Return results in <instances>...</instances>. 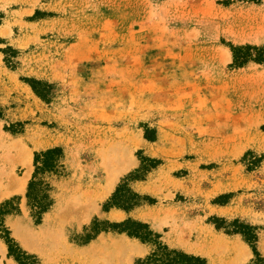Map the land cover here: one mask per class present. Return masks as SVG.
Returning <instances> with one entry per match:
<instances>
[{
	"label": "rangeland",
	"instance_id": "1",
	"mask_svg": "<svg viewBox=\"0 0 264 264\" xmlns=\"http://www.w3.org/2000/svg\"><path fill=\"white\" fill-rule=\"evenodd\" d=\"M0 19V207L16 211L0 221L27 257L43 264L42 252L54 245H111L118 233L88 229L128 220L114 222L104 212L125 182L156 202L142 200L135 210L156 206L160 227L130 218L171 250L207 264H252L243 237L213 224L239 220L258 229L264 259V64L236 68L232 53L264 49V0H0ZM26 79L41 82L40 90L52 85L51 103ZM53 148L63 149L64 169L39 180L52 187L54 202L42 224L54 225L36 238L43 227L32 217L28 187L35 153ZM112 150L129 155L130 169L106 196ZM141 157L162 164L144 181H131ZM25 174V190L7 193ZM20 216L29 223L21 233L38 249L6 223ZM145 246L147 254L128 251L121 263L145 260L154 249ZM89 254L84 264H97Z\"/></svg>",
	"mask_w": 264,
	"mask_h": 264
},
{
	"label": "trees",
	"instance_id": "2",
	"mask_svg": "<svg viewBox=\"0 0 264 264\" xmlns=\"http://www.w3.org/2000/svg\"><path fill=\"white\" fill-rule=\"evenodd\" d=\"M251 51H257L259 53V57L253 59L252 55L246 54ZM3 53L7 57L6 62H9L7 56L8 50H3ZM232 53L234 56L233 66L236 68H242L251 61L264 64V49L252 48L249 46L232 47ZM25 82L30 84L32 90L38 97L47 103H51L53 98L52 85L47 83L45 84L46 88L44 90H40L38 87L43 85L41 82L30 79H26ZM23 132V129H19L12 131V134H22ZM148 133L149 132L146 130L145 138L150 142H154L155 138L150 137ZM64 159L65 155L62 148H53L35 153V172L28 187L27 198L30 202V209L34 212L32 217L34 218L36 225L42 224L44 216L50 212L54 205L51 197L52 187L40 181L39 176L49 173L59 175L62 169H64ZM140 160L142 162V169L136 175L130 177L131 181H144L146 179V175H148L152 170L157 169L162 164L159 160L146 157H141ZM141 173L145 174V176L140 175ZM142 200L149 201V204L156 203L155 201H152V199L142 198L131 189L129 184L122 182V184L117 187L114 196L107 204L104 205V212L107 213L113 209H117L131 213L136 208L141 206ZM214 203L217 205L221 204L218 199ZM5 208V204L0 207V216L4 217L16 212L11 210L4 211ZM213 221L217 230H224L227 235H241L243 237L244 241L251 247L255 255V260L252 264H264V259L261 257L257 248L258 229L256 227L245 224L239 220L229 223L225 220L214 218ZM99 224H103L104 226L100 227ZM88 230L89 232L94 230L93 234L96 235L113 231L118 234H127L130 238L138 240L144 245L153 247L154 249L151 254L145 260L138 261V264H207V261L200 257L188 255L182 251L171 250L161 241V236L151 231L148 225L134 221L131 218L121 224L110 222L96 223ZM0 238H2L8 246L9 256L13 257L18 264H32L28 262L29 259H34V264H38V259L36 257H27V255L21 251L15 240L11 237V232L5 227L3 221H0ZM93 240L94 238L89 236L86 243Z\"/></svg>",
	"mask_w": 264,
	"mask_h": 264
},
{
	"label": "crops",
	"instance_id": "3",
	"mask_svg": "<svg viewBox=\"0 0 264 264\" xmlns=\"http://www.w3.org/2000/svg\"><path fill=\"white\" fill-rule=\"evenodd\" d=\"M155 208H156V206H153L152 208H150V207L149 208H140V209L134 210L131 213L125 212L123 210L114 209V210H111L110 212H107L105 214L108 218L114 220V222H123V221L129 219L130 217H132L136 220L148 223L152 227H154L155 230H158L160 227L159 226L160 221L157 220L156 218H154V216H153V210ZM47 215H49V214H47ZM9 220H12L11 222L16 226H20L21 229L29 228V223L25 219L24 216L8 217L6 220L7 224H9ZM46 224H47V222H46ZM46 224L43 223L41 225V228L44 227ZM52 225H54V224L52 222H50V227H51L50 231L53 229ZM37 237L39 238V235H37ZM122 238H127L130 240V246H131L130 253L135 252V251L141 252L144 255L148 253V247L139 243L138 241L132 240L128 236L123 235V234H117L114 236L115 240H119ZM91 245H93V243H91L89 246H91ZM64 246H66V245H64ZM52 248H54V249L53 250L51 249L50 251L42 252L43 264H70L73 261L76 262V264H84L85 263L84 261L86 258V254L88 252V247H77L76 249L71 250L69 246H66V247H62L63 250L61 249V251H60L59 245H57V246L54 245ZM247 254H249V257H251L250 251H247ZM71 256L73 258L72 262L70 261V259H72ZM0 264H17L13 259L9 258L8 248L2 240H0ZM232 264H236V263H232Z\"/></svg>",
	"mask_w": 264,
	"mask_h": 264
},
{
	"label": "bare ground",
	"instance_id": "4",
	"mask_svg": "<svg viewBox=\"0 0 264 264\" xmlns=\"http://www.w3.org/2000/svg\"><path fill=\"white\" fill-rule=\"evenodd\" d=\"M31 159H32L31 155H28L27 161L30 162ZM105 159L107 161V163H106L107 167L110 165H113L114 167H111V166L110 167H111V169L114 168V170H115V172L113 171L111 173V175L109 176L110 182H109V185L107 187V192L105 194L107 196L111 192L119 174H121L122 172L128 171L130 169V158H129V155L126 154V152H120L119 153V151L114 152L112 150L110 152V154L107 156V158H105ZM108 169H110V168H108ZM29 177H30V174H25V176L22 179H20L17 182L15 181L14 184H15L16 188L12 189V188L8 187L9 190L7 191V193L11 192V191L23 192L27 186V181H28ZM49 228H50L49 224L44 226L42 228V231H41L39 237H42V236L44 237L45 235H47L49 233ZM15 231H16L15 232L16 236L23 241L25 246H27L30 249H38L39 248L38 243L36 244L35 240H34L35 242L33 240H32L33 242L30 240L31 236L26 237L25 234L21 233L22 229L20 226H18V227L16 226ZM31 233H32V231H31ZM32 237H34V236H32ZM36 238H38V237L36 236ZM44 241H45V239H44ZM240 246H241L240 244H239V246L236 245V247L238 249L240 248ZM128 251H130V243H128L125 238H122V239H119V240L112 242L111 245L109 244V246H104V245L103 246L102 245L94 246L88 251V253H90V254L92 253V257L94 259H96L99 264H122L121 263L122 262L121 255H123V257H125L124 255H127ZM236 251H238V250H236ZM244 253H246V252L244 251ZM129 255H130V252H129ZM126 257H128V256H126Z\"/></svg>",
	"mask_w": 264,
	"mask_h": 264
}]
</instances>
